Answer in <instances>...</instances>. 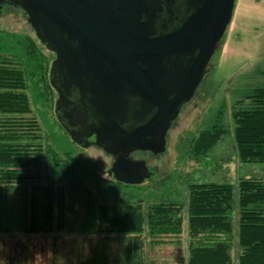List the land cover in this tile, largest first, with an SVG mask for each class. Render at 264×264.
<instances>
[{
	"label": "trees",
	"instance_id": "trees-1",
	"mask_svg": "<svg viewBox=\"0 0 264 264\" xmlns=\"http://www.w3.org/2000/svg\"><path fill=\"white\" fill-rule=\"evenodd\" d=\"M12 36L0 32V237L74 234L72 202L79 195L87 207L82 234L123 237L121 264H149L148 247L184 234L186 264H264V178H241L237 185L190 183L186 204L101 200L84 186L89 171L75 159V148L46 145L32 101L33 90L42 94L44 63L29 38L14 41L22 56L9 54ZM233 121L239 159L264 163V87L236 104ZM227 132L219 117L191 137L185 154L206 156Z\"/></svg>",
	"mask_w": 264,
	"mask_h": 264
},
{
	"label": "rangeland",
	"instance_id": "rangeland-1",
	"mask_svg": "<svg viewBox=\"0 0 264 264\" xmlns=\"http://www.w3.org/2000/svg\"><path fill=\"white\" fill-rule=\"evenodd\" d=\"M0 32L13 35L5 48L9 54L22 56L16 40L34 41V33L20 13L0 18ZM28 41V40H27ZM32 42V43H33ZM43 49L39 43H33ZM35 53L44 65V79L39 91L33 90L35 115L39 119L46 145L60 149L75 148V159L84 167V186L94 189L101 200L176 201L186 204L190 183H229L237 185L241 178H264V163L242 162L234 140L233 111L236 104L259 87H264V0H236L233 19L221 41V47L210 61V70L191 101L182 107L167 135L166 150L149 156L151 176L140 184L118 182L111 173L113 159L104 151L91 147L77 148L56 123L54 93L50 91L49 64L52 57L43 49ZM48 61H47V60ZM221 117L228 132L204 157L189 158L185 148L191 137L213 126ZM61 140L59 142L58 140ZM72 228L74 234L55 237H0V264H121L125 240L121 236L84 235L81 232L87 207L81 198L73 199ZM189 240L184 234L169 244L148 247L149 264H186ZM150 246V245H148ZM107 255V256H106ZM106 256V257H105Z\"/></svg>",
	"mask_w": 264,
	"mask_h": 264
},
{
	"label": "flooded vegetation",
	"instance_id": "flooded-vegetation-1",
	"mask_svg": "<svg viewBox=\"0 0 264 264\" xmlns=\"http://www.w3.org/2000/svg\"><path fill=\"white\" fill-rule=\"evenodd\" d=\"M44 1L45 4L42 0H0V18L20 13L34 33L36 42H32L39 43L52 57L48 76L55 97L54 115L69 143L77 148L96 147L104 151L113 159L110 174L114 177H134V173L126 175L115 167L117 143L129 140L133 130L150 122L158 107L141 96L122 75H116L113 65L93 43L95 28L103 17L117 24L136 25L133 31L137 38L160 37L181 27L199 1L136 0L137 5H131L132 9L127 8L132 0ZM26 3L30 12L25 9ZM132 11L138 13L136 23L129 17ZM36 49L40 54L43 52L38 46ZM134 57L141 69L147 71L150 61L142 55ZM192 58L188 55L162 59L158 77L154 79L152 75L157 88L166 90L168 97H172L186 77ZM176 120L170 121L166 143ZM162 132L163 127L139 136L135 143L161 139ZM126 148L131 150L129 160L144 161L146 166L148 157L156 156L151 151L135 149L133 144Z\"/></svg>",
	"mask_w": 264,
	"mask_h": 264
},
{
	"label": "water",
	"instance_id": "water-1",
	"mask_svg": "<svg viewBox=\"0 0 264 264\" xmlns=\"http://www.w3.org/2000/svg\"><path fill=\"white\" fill-rule=\"evenodd\" d=\"M29 1V0H27ZM132 0L131 5L136 4ZM193 14L175 31L156 38H137L133 31L136 29L127 23L117 24L99 18L94 31L93 43L101 54L107 57L113 65L116 75H122L134 86L141 96L151 101L158 107L154 118L142 127L133 130L129 140H122L117 143V162L115 167L121 169L124 174L134 173V177H117L118 182L126 184H140L151 174L144 161H132L128 159L131 150L126 145L133 144L137 150L151 151L158 155L166 150V134L170 127V121L177 119L183 103L189 102L195 96L204 76L210 70V61L221 47V41L230 25L236 0H198ZM43 4L45 1L42 0ZM25 9L30 12L26 3ZM132 13V14H131ZM129 17L137 22L138 13L132 11ZM145 56L149 61L147 71L134 61V56ZM192 55L191 65L186 77L180 83L178 91L168 97L166 90L158 89L155 81L160 62L169 56ZM116 78V77H115ZM163 127L161 139L145 141L138 145L135 143L139 136L156 132ZM116 170V169H115Z\"/></svg>",
	"mask_w": 264,
	"mask_h": 264
}]
</instances>
